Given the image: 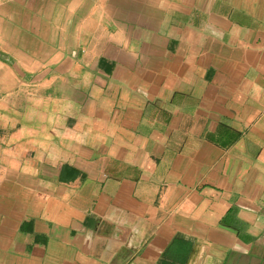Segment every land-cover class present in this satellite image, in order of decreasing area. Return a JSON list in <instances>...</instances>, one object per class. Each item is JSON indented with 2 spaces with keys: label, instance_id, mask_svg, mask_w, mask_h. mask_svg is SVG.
<instances>
[{
  "label": "crops",
  "instance_id": "1",
  "mask_svg": "<svg viewBox=\"0 0 264 264\" xmlns=\"http://www.w3.org/2000/svg\"><path fill=\"white\" fill-rule=\"evenodd\" d=\"M0 264H264V0L0 2Z\"/></svg>",
  "mask_w": 264,
  "mask_h": 264
},
{
  "label": "rangeland",
  "instance_id": "2",
  "mask_svg": "<svg viewBox=\"0 0 264 264\" xmlns=\"http://www.w3.org/2000/svg\"><path fill=\"white\" fill-rule=\"evenodd\" d=\"M2 1H3V2H7L8 0H0V2H2Z\"/></svg>",
  "mask_w": 264,
  "mask_h": 264
}]
</instances>
